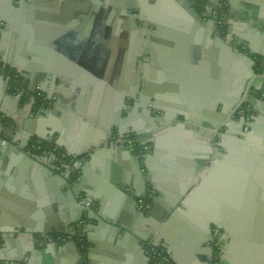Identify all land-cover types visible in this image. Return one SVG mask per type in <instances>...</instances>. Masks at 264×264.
Wrapping results in <instances>:
<instances>
[{"label": "crops", "instance_id": "1", "mask_svg": "<svg viewBox=\"0 0 264 264\" xmlns=\"http://www.w3.org/2000/svg\"><path fill=\"white\" fill-rule=\"evenodd\" d=\"M23 1L28 2L0 0V14L4 16L0 23V56L10 67H19L17 69L24 74L26 80L29 77H42L39 73H45L44 71L60 77L54 85L46 82L43 87L46 91L59 95L57 103L61 104L55 109L46 108V113L43 114L39 112L41 107L32 111L29 103L19 101L10 94L6 81L0 78V135L4 134L6 141H12L18 133L15 141L17 146H25L27 132L40 131L53 139L46 141L52 146V154L40 159L32 156L48 166L52 173H45L32 164L17 163L18 159L13 158V155L11 159L14 162L8 156L0 159V228L10 229L16 225H24L46 234L54 231V237L34 248L31 233L24 229L18 228L10 235L3 234L0 237V259L23 258L25 262L32 256L31 264H156L148 253L149 245L164 238L166 250H170L176 264H236L234 253H228L229 258L224 259V246L228 240H232L226 235L227 231L212 225L210 232L202 225L204 208L208 203L216 201L221 211L224 208L222 204L227 202L228 209L224 219L232 218L233 223L246 224L248 218V224L252 225L256 217L252 232H257L251 235L249 242L255 241L261 233L264 234V225L261 226L262 220L257 215L260 208L258 203L261 202L253 199L251 189L240 183L241 174L237 169L222 165L220 156L224 153L216 152V130L224 116L219 112L220 108H216L215 102L209 106L210 98H214L209 88L211 80L220 79L221 67L205 49L210 39L209 33L205 32L206 27L195 25L190 31H193V40L202 46L193 45V40L178 43L174 30L167 37L158 35L153 38L147 35L164 51L166 45L171 48L168 50L169 54L165 53L158 58V63L163 57H169L171 66L175 67L179 64L178 58L187 59V48L194 49L192 59L186 60L192 67L191 71L172 74L168 77L169 83L163 88L170 99L168 108L193 113V117L182 122L183 118L179 116L181 122L173 120L168 123L171 130L168 134L160 135L155 143V151L160 152L148 155L156 184L158 183L157 186L165 195L164 202L158 203L153 214L148 215L152 204L144 205L139 200L135 207L132 197L123 196L118 199L116 195L109 193L111 185L116 181L129 180L141 185L142 178L135 179L139 175H134L132 157L121 148L126 143V136L111 133V124L117 119L112 114L118 106L115 103L119 104V100L124 102L123 97L127 95L128 87L112 86L110 80L115 68L112 59L92 56L95 51L96 55L106 53L102 42L96 45V36L93 34L95 27H91V33L87 34L89 39L85 42L79 39V26L85 23L78 18L82 0ZM120 1L125 0H114L112 3L114 7L110 8L111 18L106 23L116 26V30H122L125 43L120 46L121 50L127 46L130 48L135 41L140 44L145 39L142 27L136 26L134 17L129 15L130 11L137 12L133 9L134 3L145 13L159 10L153 6L156 0H126L128 12L124 13L123 8L122 12L117 8ZM219 3L223 4L222 9L216 8V11L222 10L225 17L235 23L236 30L250 40L254 50L264 52V0H219ZM201 19H207L206 11H202ZM149 27L153 29L152 26ZM201 61L203 64L198 73L195 67ZM144 65L148 76L154 78V69L148 67L147 61ZM170 69L173 70L171 67ZM175 71L179 73L177 68ZM74 81L79 83L74 86ZM258 83L259 80L255 77L250 87L256 89L254 84ZM240 89L229 107L238 101L245 88ZM45 93L47 92L44 91ZM77 98L80 100L79 104ZM249 98L257 110L264 108L262 99ZM179 104L183 107H177ZM142 119L146 118L143 116L136 119L137 126L144 132V139L150 140L153 136L147 134L146 129L161 128H158L157 121L154 123L149 118L145 120L146 123ZM52 126H55V130ZM10 129L13 130L12 138L9 137ZM33 140L36 141L35 138ZM28 146L24 148L26 153ZM59 149L78 153L66 161L67 167L63 171L52 165L56 161L53 156L55 154L58 157ZM91 151H94L91 153L93 158L89 156ZM0 156L2 158V154ZM83 162L86 184L92 186L96 195L102 192L106 197L104 210L115 221L121 219L136 228L144 239L133 236L125 238L114 226L97 223L88 218L78 222L77 209L66 198L69 190L60 185L56 175H65L71 165H81ZM81 173L79 170L73 175L79 176ZM178 192L183 194L176 195ZM95 201L96 204L100 202L99 199ZM246 206L250 208L247 211ZM261 217L264 219V214ZM67 226H70L69 233L57 232ZM230 228L235 229V224ZM58 234H63L60 239ZM73 240H77L76 246ZM53 241L55 244H52ZM243 246L244 251L241 253L251 255L253 260L247 264H254L257 259L253 257L256 256L251 250L253 247H248L245 243Z\"/></svg>", "mask_w": 264, "mask_h": 264}, {"label": "water", "instance_id": "2", "mask_svg": "<svg viewBox=\"0 0 264 264\" xmlns=\"http://www.w3.org/2000/svg\"><path fill=\"white\" fill-rule=\"evenodd\" d=\"M215 1L219 3V0H156L153 6L155 9L159 10V12L145 13L142 8H138L137 4L135 3L133 9L137 10V12H129V15L131 17H134V23L136 24V26H141L142 28H140L142 30V33L143 35H145V39H143L142 43H140L137 48H135V51H132L131 47L129 48V53L137 54L139 57H141L142 62L143 60L144 62L147 61L149 64L148 67H152V69H154L153 73L156 76H154V78L149 77L146 73L147 69L146 67H144L145 65L143 66L141 64L142 62H140L139 70L143 73L144 77L142 84V89H144L143 93L141 94L142 96L140 98V101L135 100L133 98L132 104L127 105V103H123L124 105H120V102L119 104L115 103V105L118 106L116 111L114 110L115 113L112 112V114H115L117 116V119L114 124H111V133L115 135L122 134V137L128 136V138L131 136H137L138 138L143 137L144 132H141L142 129L137 126L138 121H136V119L138 117L143 116L144 118H147V115L152 114L153 109H157L158 111H160L161 115L158 114L157 116H153L154 120L152 119V121H157L159 125L165 126L159 130L146 129L147 134L153 133L152 139L142 142V146L147 145L149 143V145L147 146V153L138 152L134 149L133 143L138 142L140 140L138 138L137 141H127V143L121 145V148L126 150L132 157V160L134 162V175H139L138 178L136 176L135 179L140 180L141 177V185H139V183L137 184L136 182L133 183L129 180H119L111 185L109 193L116 195L118 199L122 198L123 196H127L128 198L132 197V201H135L136 203L135 207H137V203L139 200H142V203L144 205L152 204L151 211L148 213V215H152L153 211L158 207V203L162 204L165 198L164 193L157 186L158 183L156 184V177L153 175V166L148 160V155H151L154 152H160L155 151V143L158 141L160 135L168 134L171 130V128L168 127V123L173 120L185 122L187 121V119L193 117V113H187L185 111H176L172 110V108H168L167 104H169L170 99L167 95L168 93H164L165 89H163L164 86H166V83L169 81V76H171L172 74H182L186 70L191 71L192 69L189 62L186 60L192 59V52L194 51V49L192 48L193 45L202 46V44L196 43V41L193 40L194 34L193 31L190 32L191 28H193L195 25H203L204 27H206L205 32L209 33L210 39L209 42H207L205 49L209 51V54L212 55V57L216 60L217 64L221 67L220 79L218 78L215 80H211L209 91L214 94V98H210L209 106L212 105L213 102H215L216 108H220L219 112H221L222 116L225 117L231 100H235L234 95L238 94V92L241 90L240 88H242V90L246 88V86L249 88L252 84V79H254L255 77L259 80V83L257 85L254 84L255 88L259 90L263 88L264 76L262 74L256 73L255 65L258 57H264V52H258L254 50L252 48V45L250 44V40L242 36L239 31L236 30L235 23L233 21H228L224 23L223 26H225L226 28L225 30H223V26L220 23V16L214 14V10H216V8L222 9L223 4L219 3L218 6L216 5L217 2L215 3ZM225 1L228 2L230 0ZM19 2L24 3L25 1L19 0ZM112 3H114V0H82L81 7L79 8L81 11V20L86 18L85 14L86 12H88V9H90L91 4H94L92 11L93 14L96 15L99 13V8L101 6L108 7L109 5H112ZM126 9L127 6L126 8H123L124 13L128 12ZM202 11L207 12L206 20L201 19ZM230 11V13H232V8H230ZM3 17L4 16L0 14V23L1 20L3 21ZM138 23L142 24L139 25ZM149 26H152L153 29H151ZM171 30H174L176 32L178 43H186L190 42L191 40H193L192 43L194 42L191 47L192 49L187 48V50H189V54H187V59L178 58L179 64L177 66L175 65V67H173L174 65L171 66L172 61L169 57H163L160 63L157 62L158 58H161L163 54H169L170 51L168 50L171 48H167L166 45L164 51L161 46H158V43H154L152 39H149V37L147 36L149 34V36L153 38L158 35H166L167 37ZM235 42L238 45L240 44L241 47L235 46ZM199 56H201V54H199ZM163 59L167 61H164ZM3 63L9 66V64L4 59ZM202 64L203 62L201 61V63L195 67L198 73L199 70L201 71ZM182 65H187V67H182ZM170 67L174 71L177 68L179 70V73H177L176 71L174 72L170 69ZM17 68L16 70L21 73V76L24 78V74ZM44 72L45 73H39V75L42 77L38 76L36 79H34V77H29L28 80L25 79V81L28 82L29 86H33V88L31 89L32 93L35 94L39 92L43 95V99L45 102H43L40 106L37 105L36 100H32L30 104V109L32 111L33 109H39L41 107L39 109V112H41V114L46 113V108L52 107L55 109L61 104L60 102L57 103L58 99H60L59 95H54L50 93L49 90L46 91L43 87L45 86L46 82H51V85H54V82L56 83V81H58L60 77H54L48 71ZM0 78L6 81L8 89H10V79L8 77H5L4 75H0ZM76 83L79 82L74 81V86L76 85ZM155 84L156 87H153ZM171 85L172 87L174 86L173 84ZM231 89H234V91H232ZM44 91L47 93L44 94ZM80 91L82 92V90ZM145 96H147L148 100H150V105H152L151 108L147 107V103L146 105L142 103V100ZM14 97H16L17 100L21 101V95H16ZM80 98H82V96H80ZM77 101L79 104L80 100L78 98ZM261 104L264 106V100L261 101ZM177 107L183 106L179 104L177 105ZM126 109L128 110V112L125 113ZM179 116L183 119H178ZM196 121H199V119H197ZM240 123H242V120ZM1 125L3 126L4 122L1 123ZM244 125L245 121L241 124L240 127L243 128ZM248 125L250 126V130L242 131V133L239 134L243 137L241 141L245 143L243 145L244 150H242L243 148L240 150H235L233 148L232 143L225 140L227 138L231 139V134H220L218 133V129L216 130V134H218L219 138L217 146H219V148H222V151L226 153L223 156H220L222 157V165L224 164V166H231L232 168L237 169V172L241 174L239 178L240 183L244 184L246 187L248 186L251 189V195L253 196L252 198L256 199L258 202H261L258 203L260 204V208H258L259 211L258 214L257 212L256 214L258 215V218L262 220L261 226H263L264 219H262L261 216L264 214V113L261 114L259 117H256L255 121ZM214 126H216V124H214ZM52 129L55 130V126H52ZM9 132V137L12 138L13 130L10 129ZM17 135L18 133L15 135L16 138L14 137L12 141H6L4 134L0 135V154H2V158L0 156V159H4L8 156L10 157L8 159L14 162V160L11 159L13 155V158L18 159L17 163L21 162L22 164H32L34 167L44 171L45 173H52V170L48 166L42 164L39 160L34 159L30 154L26 153L24 149L34 138L37 141L46 142L53 140L52 137L45 136L40 131L33 133L27 132L24 138L26 141L25 146H17L15 145V141L18 139ZM116 139L118 138L116 137ZM252 143H254V146L252 145ZM65 151L67 152L68 157L76 156L78 154L70 153L69 150ZM92 152L94 151L90 152V158H93V155L91 154ZM53 157L54 159H56L55 154ZM220 160L221 159H218V162ZM83 164L84 162L81 165L75 164L74 166H72L70 164L72 167L70 166V170L67 174L56 175V180L60 182V185L67 187L69 190L66 195V198L68 199L69 203L73 204V206L77 209V213L79 216L78 222L85 218H88L89 220L95 221L97 223H101L107 226H114L121 233V236H124L125 238H130V236H133L136 239H144V237L137 232L136 228H133L132 226H130V224L124 223L121 219L115 221V218H113L108 211L104 210L103 204L106 197L102 194V192L99 191V194L96 195L95 193H93L94 190L92 186L90 184H86V170ZM226 169H228V167ZM79 170L82 171L79 176L73 175L75 171ZM178 194L183 193H176V195ZM82 196L92 197L94 199V204L91 207H87L86 205L82 204V202L80 201ZM96 199L100 200L98 204H96ZM246 202L248 203V200H246ZM217 203L218 202L216 201L213 203H208V206L204 208L205 210L204 218L202 219V225L206 226L207 229L210 230V232L212 230V225L218 227L222 231L223 229L227 231L226 235L229 236L232 240H228V242L224 246L223 251H226L224 259L227 260L229 258L228 253H234L236 257L234 261L236 262V264H247L248 262L253 261L251 259V255L246 256L241 253L242 250L244 251L243 245L245 243L246 245H248V247H253V249L251 248V250H253L254 254H256V256L253 257H256L257 261L253 263L264 264V234L261 233L255 241L249 242L251 239V235H255L257 232H252V229L255 228L253 224L254 222H256V217L254 219V222H252V225L248 224V218L246 220V224L237 222V224L233 223L234 220L232 218L229 220L224 219L226 211L228 209L227 202H224L222 204L224 208L221 211ZM239 204L241 206V203ZM248 208L249 207L246 206L245 210L247 211ZM141 212L143 213V210H141ZM145 213L146 212L144 211V215ZM230 222L235 224V229L230 228V226L233 225ZM69 227L70 226L64 227L63 230L60 229L57 230V232L65 231ZM257 227L259 228L260 225H257ZM18 228L20 230L24 229L31 233V240L33 242L34 248L36 247V245L43 242L46 243L49 241V238L54 237V231H50L46 234L43 233V231L41 230H32L33 228L24 225H16L15 227H11L10 229H5V227H1L0 237L6 233L10 235L16 230H18ZM163 240L164 238H161L158 241L152 242V244L162 246L166 250L167 245L164 244ZM78 241H80V239H78ZM52 244H55V241H53ZM73 244L76 246L77 240H73ZM31 247L32 246H30V248ZM166 251L167 253L171 254L170 250L167 249ZM30 254L34 255V253ZM172 259L175 262L174 257H172ZM23 260V258L20 259L2 257L0 259V264H31L32 256L28 261L24 262Z\"/></svg>", "mask_w": 264, "mask_h": 264}, {"label": "flooded vegetation", "instance_id": "3", "mask_svg": "<svg viewBox=\"0 0 264 264\" xmlns=\"http://www.w3.org/2000/svg\"><path fill=\"white\" fill-rule=\"evenodd\" d=\"M127 5H128V2L126 0L120 1L117 8H120V11H121V8H124ZM90 6H91L90 9H88V12H86V14H85L86 18L83 19L84 20L83 22H85V23L82 24V26H79L81 28L80 29L81 35H79V39L82 42H85L87 40V38L89 39L87 34L91 33V27H95L93 34H94V37L96 36V39H95L96 45L98 46L100 44V42H102V44H104L103 46L105 48L106 53L96 55V51H95V53H93L92 56L94 58L104 59V58L109 57L108 59H112L114 61L113 63L115 66V68H113V73H112V77L110 80L112 86L114 88L122 86V85H125L126 87H128L127 88V95L125 97H123V98H125L124 102H121L122 100L119 101L120 105H124L123 103H125V104L127 103V105L132 104L133 98L135 100L140 101V98L142 96L141 94L143 93V89H144V88L142 89V84H143V80H144L143 73L139 70V64L142 61L139 60L140 57L137 54H130L129 52H127V50L129 49L128 46L126 48L123 47L120 50V46H122L123 43H125V41L122 37V35H123L122 30L121 29L116 30L115 29L116 26L114 27V25L106 23V21L111 18L110 10L114 7V4L110 5L108 7L101 6L99 8L100 9L99 13L96 15L93 14V11H92L94 4H91ZM120 11H118V12L120 13ZM220 11L222 12V10H220ZM221 12L219 13V10H218L217 13H214V14L220 16V19H221L220 23L223 26L224 23L229 21V17L223 16L222 15L223 13H221ZM78 18H80V13L78 14ZM225 28L226 27L223 26V30H225ZM90 38H91V36H90ZM138 45H139V43H137V41L133 42L130 45L132 47L131 50L135 51V48H137ZM235 46L241 47L240 44L238 45L236 42H235ZM0 59L3 61L1 56H0ZM141 64L144 66V64H145L144 60ZM0 73H2V72H0ZM16 73H18L20 75L21 82L25 87V90L23 91V93H16L13 90V84H12L13 83V76ZM0 75H2V74H0ZM5 77H8L10 79V84H9L10 94H12L13 96L21 95V97H22L21 101L29 103V104H31L32 100H37V93H39V92H37L35 94L32 93L31 89L33 88V86H29L28 82L25 81V79L21 76V73H19L15 68L10 67L8 65H5ZM258 95H259L258 92H255L254 89H252L251 87L248 88L246 86V88L242 92L238 101H236L234 104H232L231 107H228L227 113L224 117V120L221 123L222 126L219 125L218 133H220V134L226 133L229 135L231 134L232 138L231 139L227 138L225 140L232 143L233 148L235 150L242 149L243 145L245 144L243 141H241V139L243 137L239 134L242 133V131H249L250 126L248 124L254 122L256 117H259L261 114L264 113V108L257 110L254 105H252V109L250 111H247V109H246V104L250 100L249 97H255ZM142 103H144V105H146V103H147L148 108H151V106H152V105H150V100H148L147 96L144 97V99L142 100ZM160 113L161 112L158 111L157 109H153L152 114L147 115V118L145 120H148L149 118L154 120L153 116H157ZM145 120L143 119V121H145ZM241 120H242V123L245 121V125L243 126V128L240 127L242 124V123H240ZM145 122L147 123V121H145ZM164 126L165 125H159V128H162ZM152 135H153V133L151 134V136ZM137 138H138L137 136H135V137L131 136V137L126 139V143H127V141H132V140L137 141ZM138 139H140L139 140L140 142L138 141V142L133 143L134 149L138 152H146L147 153L148 152L147 146L149 145V143L147 145L142 146V142L147 141V140L144 139V136L139 137ZM215 139L219 141L218 137H216ZM246 144H247V142H246ZM252 145L254 146V143H252ZM215 147H216L217 153L226 154L224 151H222V148H219V146L215 145ZM242 150H244V148Z\"/></svg>", "mask_w": 264, "mask_h": 264}, {"label": "built area", "instance_id": "4", "mask_svg": "<svg viewBox=\"0 0 264 264\" xmlns=\"http://www.w3.org/2000/svg\"><path fill=\"white\" fill-rule=\"evenodd\" d=\"M220 12L221 11H219V13ZM214 13H217V11L215 10ZM221 13H223L222 15L225 16V13L223 11ZM261 62L264 63V59H261ZM0 72H2L0 74L5 76V65L3 64V61L1 59H0ZM258 74H262L264 76V71L261 73H258ZM12 84H13V90L16 93H23V91L25 90V87L21 82V77L18 73L14 74ZM256 90L259 91V89H256ZM258 94H260L262 96V98H264V82H263V88L258 92ZM252 105H253V103L249 100L246 104L247 111H250L252 109ZM127 138H128V136L125 137V140ZM52 150H53L52 148H44L42 142L37 141V140L35 142H33V144H29V146L27 148V152L31 156H33L37 159L38 158L40 159L43 156H48V155L52 154ZM57 155H58V157L56 158V161L52 165L55 169H57L59 171H63L65 169V167H67L66 161H68V154L65 150L59 149L57 152ZM80 201L82 202V204L86 205L87 207H91L94 204V199L92 197H89V196L88 197L82 196ZM69 230H70V228H68L62 232L64 234H67V233H69ZM59 234H58V236H59L58 238L60 239L63 234L61 236ZM50 239H52V237L49 238V240ZM148 253H149L150 257L156 262V264H176L172 260V256L170 254H168L167 251L162 246L150 244Z\"/></svg>", "mask_w": 264, "mask_h": 264}, {"label": "trees", "instance_id": "5", "mask_svg": "<svg viewBox=\"0 0 264 264\" xmlns=\"http://www.w3.org/2000/svg\"><path fill=\"white\" fill-rule=\"evenodd\" d=\"M261 59H264V57H258L257 60H256V66H255L256 73H261V72L264 71V63L261 62ZM36 102H37V105L38 106H40L43 102H45L44 99H43V95L42 94L37 93V100H36ZM33 142H35V140H32L30 142V144H33ZM42 144H43V147L44 148H50V147L52 148V146L49 145V144H47V142H42ZM68 160H71V158L68 157Z\"/></svg>", "mask_w": 264, "mask_h": 264}, {"label": "rangeland", "instance_id": "6", "mask_svg": "<svg viewBox=\"0 0 264 264\" xmlns=\"http://www.w3.org/2000/svg\"><path fill=\"white\" fill-rule=\"evenodd\" d=\"M254 90H256V89H254ZM258 90H256L255 92H257ZM260 91V90H259ZM258 91V92H259ZM257 99H262V100H264V98H262V96L259 94L258 96H255ZM259 108V107H258Z\"/></svg>", "mask_w": 264, "mask_h": 264}]
</instances>
